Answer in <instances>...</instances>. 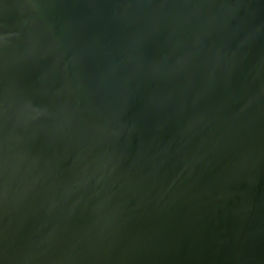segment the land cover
I'll return each mask as SVG.
<instances>
[{"label": "water", "instance_id": "obj_1", "mask_svg": "<svg viewBox=\"0 0 264 264\" xmlns=\"http://www.w3.org/2000/svg\"><path fill=\"white\" fill-rule=\"evenodd\" d=\"M0 264H264V0H0Z\"/></svg>", "mask_w": 264, "mask_h": 264}]
</instances>
